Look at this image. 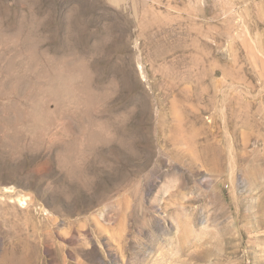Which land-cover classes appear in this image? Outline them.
Instances as JSON below:
<instances>
[{
	"label": "rangeland",
	"instance_id": "374dc122",
	"mask_svg": "<svg viewBox=\"0 0 264 264\" xmlns=\"http://www.w3.org/2000/svg\"><path fill=\"white\" fill-rule=\"evenodd\" d=\"M0 264H264V0H0Z\"/></svg>",
	"mask_w": 264,
	"mask_h": 264
}]
</instances>
